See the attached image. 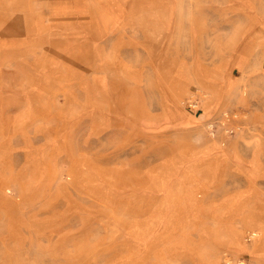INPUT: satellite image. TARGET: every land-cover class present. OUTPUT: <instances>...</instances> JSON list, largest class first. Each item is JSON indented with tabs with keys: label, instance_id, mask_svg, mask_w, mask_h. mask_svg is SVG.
Instances as JSON below:
<instances>
[{
	"label": "rangeland",
	"instance_id": "374dc122",
	"mask_svg": "<svg viewBox=\"0 0 264 264\" xmlns=\"http://www.w3.org/2000/svg\"><path fill=\"white\" fill-rule=\"evenodd\" d=\"M259 217L264 0H0V264H260Z\"/></svg>",
	"mask_w": 264,
	"mask_h": 264
},
{
	"label": "bare ground",
	"instance_id": "6f19581e",
	"mask_svg": "<svg viewBox=\"0 0 264 264\" xmlns=\"http://www.w3.org/2000/svg\"><path fill=\"white\" fill-rule=\"evenodd\" d=\"M259 221L262 223V227L258 230L257 229V231L256 232H258L259 234H260V237H261V241H260V244H261V246H263L264 245V218H262V217H259ZM236 234H237V232H236ZM257 233H255L254 231L252 232V233H250V236L251 237H253V236H255ZM237 239V238H236ZM241 242V241H240ZM239 243V242H238ZM241 246V245H240ZM246 248V247H245ZM255 256V255H254Z\"/></svg>",
	"mask_w": 264,
	"mask_h": 264
},
{
	"label": "crops",
	"instance_id": "0c3cea01",
	"mask_svg": "<svg viewBox=\"0 0 264 264\" xmlns=\"http://www.w3.org/2000/svg\"><path fill=\"white\" fill-rule=\"evenodd\" d=\"M252 227V226H251ZM262 227V223L259 221V222H257L254 226H253V228L254 229H260ZM261 249L263 250V251H261L263 254H261L260 256H257L256 258H255V262L257 263V261L258 262H260V264H264V248L263 247H261Z\"/></svg>",
	"mask_w": 264,
	"mask_h": 264
},
{
	"label": "built area",
	"instance_id": "2783aa9c",
	"mask_svg": "<svg viewBox=\"0 0 264 264\" xmlns=\"http://www.w3.org/2000/svg\"><path fill=\"white\" fill-rule=\"evenodd\" d=\"M195 105H196V100L195 99H190L189 100V106L191 108H195ZM241 264H243V263H241Z\"/></svg>",
	"mask_w": 264,
	"mask_h": 264
}]
</instances>
